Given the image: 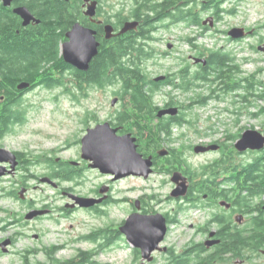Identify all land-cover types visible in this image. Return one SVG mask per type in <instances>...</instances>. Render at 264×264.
<instances>
[{
	"label": "flooded vegetation",
	"instance_id": "flooded-vegetation-1",
	"mask_svg": "<svg viewBox=\"0 0 264 264\" xmlns=\"http://www.w3.org/2000/svg\"><path fill=\"white\" fill-rule=\"evenodd\" d=\"M41 1L0 0V23L7 22V25L13 28L12 30H14L16 36L38 41L48 32L46 30L49 29V21H46V19L54 16L46 11L47 7ZM58 1L64 2L65 8L61 31L60 29L56 31L58 35L56 43L59 49L57 57L63 58L61 46L67 41V32L76 23L95 30L97 40L100 43L104 41L105 45L114 38L124 41L138 35L136 40L138 44L147 47L149 51L153 52V55L156 54V50L153 48L154 44L164 41L161 35L162 32L166 33L172 28L188 29L192 27L195 31L190 35L187 34L178 38L192 48L193 51L187 56V60L191 61L195 70L206 64V62H196L195 59L205 58L200 56L198 52L200 46L198 39L202 35L205 36L208 31H214L215 34L220 33L227 41L239 42L246 37L257 38L255 44L250 45L251 49L256 50L255 52L261 50L264 53V36L260 33V29L264 30V25L243 26L244 32H247V34L241 38L232 39L228 35V31L232 26L223 30L216 28L215 15L210 13L205 16L203 6L198 4L197 7H193V0L190 2L189 0ZM92 2L96 3L94 14L88 15L86 12ZM190 5L193 13L201 15V26L197 23L189 24L188 9ZM18 9L29 13L30 16L27 21L17 11ZM127 23H135V27L124 33H119ZM109 24L113 28V35L106 39L104 27ZM206 26H208L207 29L204 28ZM166 46L167 51L161 52V54L170 56V52L175 49L170 40L167 41ZM216 48L224 50L222 47ZM5 59L9 60L10 63L18 62V58L15 56H8ZM19 59L22 62V67H24L21 69L28 70V67L35 66L34 62L30 63L21 57ZM51 66L52 68L46 74L41 69L38 76H42V78L48 76L52 79L59 78L58 65L56 67ZM185 67L188 68L191 74L194 73L195 70L192 71L188 64H185L182 68ZM2 71L9 72L0 62L1 74ZM169 74H161L165 78L159 81L168 79ZM20 81L16 82L12 89V97L15 100L13 103L14 108L21 110L14 116V119H17L15 123H11L14 125L23 123L24 100L29 92L37 88L50 90L59 87L58 85L49 87L44 83H36L38 82L36 80L23 79L21 83H28L29 86L20 89L18 88ZM203 82L200 81L198 87L193 89L197 91L195 95L192 93L193 90L184 91L187 95L192 93L191 96H188L187 102L171 104L167 101L159 105L158 109L177 108L178 113L174 116L183 117L181 128L186 131L181 135L189 136L193 134L199 138L198 144H190L187 148L195 157L206 158L198 164L190 163L188 157H186V152L172 145H167L155 151L142 141V133L139 130L141 126H135L130 131L123 123H119V120L111 122L109 119L108 122L112 128L116 129L117 135L131 134L136 139L137 151L143 158L151 157L152 161V171L147 177L129 175L114 179L111 174H107L109 181L114 182L129 178L149 181L152 176L160 175L165 178L160 186L167 190L166 194L163 196L158 195L157 189L154 188L149 193L139 194L134 199L122 200L127 206L122 209L124 216L117 224L114 236H109L108 226H105L86 237L92 242L100 238L104 239V242H98L94 250H79L73 259L66 260L54 258L53 254L57 250L56 246H51L49 249H45L44 246L38 250L32 249L35 254L44 253L48 256V263L50 264H71V260L75 263L77 257L78 260H82V255L87 258V260L84 259V264H93L95 263L94 257L99 255L103 248L109 244V239L113 240L119 237L127 242L131 248L132 261L138 262V264H264V143L258 149L246 148L239 150L236 146L237 141L246 130H255L260 137H264V123L259 128L241 126L244 119L264 118V104L258 105L250 102H233L232 104L231 101V106L224 108L222 111L231 116L230 125L232 130L225 132L224 138L219 139L215 137L218 130L213 124H210V119L199 118L191 112L207 108L211 100L223 101L226 95H232V90L225 92L219 89L222 84L217 87L213 86L214 89L213 87L207 88L208 84ZM228 82L232 84V78ZM262 84L263 82H261ZM214 85H216L215 82ZM204 90L207 93L203 94ZM261 92L264 94V90ZM215 95L221 98H217ZM114 98H117V102L121 101L119 95ZM0 99L2 101L3 97L0 96ZM163 117L169 119L173 116L164 115L159 118ZM159 118L153 119L152 122L151 119H142V121L156 124ZM98 123L102 122L95 120L92 127ZM202 126H205V129L198 128ZM196 145L204 147L213 145L215 149L195 152ZM161 150H165L164 154H160ZM11 151L15 152L13 158L7 156L5 160L0 161V202L7 201L12 204H10L11 208L9 209L5 206L0 207V234L8 233L13 226L25 227L30 221L34 222L51 217L58 210L64 211L65 217L66 214L77 209L93 211L97 215H103L106 213L102 211V208L111 202H116L110 199L112 188L110 182H107V184H102L99 188H95L90 192L91 197L102 198L101 202L88 208H81L77 205L71 206L74 202L71 195H79L72 185L77 184L79 179L81 180L82 170L89 168L101 174L98 169L90 167L89 162L81 159V157L77 162H71L58 157L52 158L50 155H36L20 150ZM177 155L181 158L180 166L175 161ZM207 156L211 158H207ZM172 163L176 164L172 165ZM76 170L80 172L81 178L71 176ZM175 171H179L186 180L185 193L178 197L173 195L177 184L171 180ZM44 185L49 186L59 194L60 197L57 199L62 201V206L54 207L52 204L47 203L44 195H33V193L42 190ZM102 186L107 188V191L103 194L100 193ZM158 197L162 198L159 199ZM132 214L139 217L160 214L163 218L164 238L160 242L159 248L153 250L147 257H143L141 249L129 243L126 235L119 229ZM14 237H5L6 240H9L7 248H10L14 243ZM6 251H3L0 245V254Z\"/></svg>",
	"mask_w": 264,
	"mask_h": 264
},
{
	"label": "rangeland",
	"instance_id": "rangeland-1",
	"mask_svg": "<svg viewBox=\"0 0 264 264\" xmlns=\"http://www.w3.org/2000/svg\"><path fill=\"white\" fill-rule=\"evenodd\" d=\"M222 7L233 9L234 13H222V18L217 20L216 28L223 30L232 26H262L264 25V0H224ZM208 14H205L207 16ZM195 29H177L161 33L164 41L154 44L155 52L149 60L146 61L144 68L150 78L157 75L176 72L179 68L188 64L193 71L195 67L187 56L192 53L189 44L181 41L178 37L191 34ZM264 36V30L260 29ZM170 40L173 48L170 56L161 54L167 51L166 43ZM257 38L246 37L242 41H227L220 33L208 31L204 36L198 39L199 45L207 48L222 47L230 55L235 57V63L242 70V75L254 74L260 82L258 92L264 90V53L259 50L251 49V44H255ZM232 64V62H231ZM69 90L61 87H55L50 90L37 88L29 92L25 97L24 120L22 124L13 127V131L0 139V148L8 150L28 151L36 155H50L52 158H61L71 162H77L80 159L81 145L80 139L85 134L88 127H92L95 120L105 122L112 118L116 111L121 107L122 101L111 105V100L118 96L114 92L117 85H107L104 87L86 86L80 91L74 86H69ZM170 86L161 87V91L155 95L157 105L163 104L168 98ZM194 95L197 93L193 90ZM180 90H176L174 95L180 103L188 101V96ZM207 93L206 90L203 94ZM235 99L231 94L226 95L223 101H209L205 109L193 110L191 113L202 119H210V124L218 130L215 136L219 139L224 138L227 131L232 130L230 125L231 116L222 110L230 107ZM257 100L255 104H264V99ZM233 106V105H232ZM264 123L262 119H244L241 122L242 127L259 128ZM208 126V124H207ZM205 129V126L198 127ZM185 129L174 127L172 136L174 141L169 143L176 148H181L186 152L190 163L198 164L204 157L194 156L187 146L198 144L197 136H182ZM165 144L163 147H166ZM183 146V147H182ZM207 158H211L207 156ZM81 180L72 186L80 196L91 197L90 192L99 188L102 184L109 183V176L100 174L91 169H84L81 173ZM165 180L164 176L154 175L149 181H142L137 178H129L110 182V199L116 202L104 206L102 210L106 213L97 215L93 211L75 210L65 217L64 211H55L53 216L46 217L37 221H30L25 227L13 226L6 234H0V243L7 236H15L14 243L7 248L8 251L0 254V264H50L48 256L44 253H34L32 249H40L42 246L49 249L56 246L57 250L53 254L58 260H66L76 256L77 251L94 250L98 242H104L103 238L95 242L89 241L86 237L92 235L98 229L108 226L109 236H114L117 224L122 220L127 206L124 199H134L139 194L149 193L154 188L157 194L163 196L167 190L160 186ZM109 184V185H110ZM134 189V190H132ZM33 195H44L47 203L54 207L62 206V201L57 199L59 194L47 185L42 190ZM159 199L162 197H158ZM11 203L7 201L0 202V207L11 208ZM8 247V246H7ZM93 264H138L132 261L131 248L127 242L115 238L103 248L99 255L94 257Z\"/></svg>",
	"mask_w": 264,
	"mask_h": 264
},
{
	"label": "trees",
	"instance_id": "trees-1",
	"mask_svg": "<svg viewBox=\"0 0 264 264\" xmlns=\"http://www.w3.org/2000/svg\"><path fill=\"white\" fill-rule=\"evenodd\" d=\"M41 2L47 7L46 11L54 16L46 19L49 21V29L46 30L48 32L38 41L16 36L13 28L7 25V22L0 23V29H2L0 32V62L9 71L0 73V96L3 97L2 101L0 99V139L13 131L15 125L11 123L16 122L17 119H14V116L21 112V110L14 108L15 100L12 97V89L16 82L23 79L36 80L38 81L36 83H44L49 87L58 85L66 91L69 90L68 85L74 86L80 91H83L86 86L101 88L107 85H117V90L114 93L120 96L122 103L110 121L119 120V123H123L130 131L135 126H141L139 130L142 133V141L155 151L174 141L172 129L176 126L181 127L183 123L181 116H173L169 119L157 117L159 105H157L154 97L161 91L162 86H170L165 102L169 101L171 104L180 103L172 95L176 90L182 92L193 90L198 87L200 81L208 84L207 88L222 84L223 86L221 85L219 89L225 92L232 90V97L235 99L238 97L240 102L255 104L257 101L255 99H264V94L258 92L261 82L255 78L254 74L242 75V70L235 63V57L231 56L230 52L221 48H207L204 45L198 47L200 56L205 57L206 64L204 66L192 74L187 67H181L176 72L170 73L169 78L165 81L157 82L150 78L145 71L144 65L152 57L153 52L138 44L136 41L138 35L124 41L114 38L106 45L102 41L98 53L90 62L88 69L86 71L75 69L67 64L62 57H57L59 49L56 43L58 38L56 31L57 29L61 31L64 2L58 0H42ZM223 2L224 0H193V7L201 4L204 15L211 13L215 15L216 20H220L223 12L234 13L232 8L222 7ZM188 16L189 24L197 23L201 26V15L193 13L191 5L188 9ZM207 27L204 28L207 29ZM8 56H15L18 58V62L10 63L9 60L5 59ZM20 57L30 63L34 62L35 66L28 67V70L21 69L24 67H22ZM51 65L55 67L58 65L59 78L38 76L41 69L46 74L52 68ZM17 69L21 71H14ZM231 78L232 84L228 82ZM215 97L221 98L217 95ZM235 102L237 101L234 100ZM157 118L159 120L156 124L142 121V119H151L152 122L153 119ZM176 159L175 161L180 166V156L177 155ZM52 161L54 162V160ZM174 164L176 163H172V165ZM71 176L78 178L80 172L76 170ZM111 240L109 239V243L112 242ZM84 259L87 260L82 255V260H78L77 257L75 263L72 260L70 262L71 264H84Z\"/></svg>",
	"mask_w": 264,
	"mask_h": 264
},
{
	"label": "water",
	"instance_id": "water-1",
	"mask_svg": "<svg viewBox=\"0 0 264 264\" xmlns=\"http://www.w3.org/2000/svg\"><path fill=\"white\" fill-rule=\"evenodd\" d=\"M95 2L89 5L86 14L93 15ZM26 18L30 16L27 11L17 10ZM135 27V23H127L119 33H124L128 29ZM105 38L108 39L113 35L112 26L105 25ZM95 30L84 27L79 23L67 32V41L61 46V53L67 64L78 70L86 71L92 59L97 55L100 42L97 40ZM250 33V32H248ZM242 27H233L228 31V35L232 39H238L246 35ZM196 62L205 63V59H195ZM164 75L154 77L155 81L164 79ZM29 86L28 83L22 82L18 88L22 89ZM117 98L111 100V105H115ZM178 113L176 107L159 109L157 117L164 115L174 116ZM135 138L131 134L117 135L116 129L110 126L108 121L98 123L94 127L86 129L85 134L80 139L81 153L80 157L89 162V166L98 169L102 174H111L114 179H120L129 175L147 177L152 171L151 157L143 158L137 151ZM264 137H260L255 130H246L242 137L237 141L236 146L239 150L246 148L258 149L263 146ZM209 149H215V146L204 147L196 145L195 152H203ZM165 150H161L160 154H164ZM7 156L14 157V153L6 148H0V161L6 159ZM171 180L177 184L173 191V195L178 197L185 193V178L179 171L172 174ZM107 191L105 186L100 188V193ZM74 201L71 206L88 208L101 202L102 198L84 197L79 195H71ZM104 198V197H103ZM30 217V216H29ZM125 235L126 239L132 245L139 247L143 257H147L153 250L159 248L160 242L164 238L165 226L163 218L160 214L153 216H136L130 215L125 223L119 228ZM9 240H4L0 245L3 251L7 250ZM63 264V263H59Z\"/></svg>",
	"mask_w": 264,
	"mask_h": 264
},
{
	"label": "bare ground",
	"instance_id": "bare-ground-1",
	"mask_svg": "<svg viewBox=\"0 0 264 264\" xmlns=\"http://www.w3.org/2000/svg\"><path fill=\"white\" fill-rule=\"evenodd\" d=\"M15 153V152H14ZM103 211V210H102ZM73 259V258H72Z\"/></svg>",
	"mask_w": 264,
	"mask_h": 264
}]
</instances>
